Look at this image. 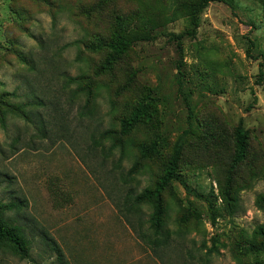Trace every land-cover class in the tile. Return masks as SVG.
I'll return each instance as SVG.
<instances>
[{"label": "rangeland", "instance_id": "rangeland-1", "mask_svg": "<svg viewBox=\"0 0 264 264\" xmlns=\"http://www.w3.org/2000/svg\"><path fill=\"white\" fill-rule=\"evenodd\" d=\"M260 71L264 0H0V202H24L8 216L31 239L0 264H58L53 245L62 264H264L241 247L264 224ZM174 148L153 249L152 207L127 197Z\"/></svg>", "mask_w": 264, "mask_h": 264}, {"label": "trees", "instance_id": "trees-1", "mask_svg": "<svg viewBox=\"0 0 264 264\" xmlns=\"http://www.w3.org/2000/svg\"><path fill=\"white\" fill-rule=\"evenodd\" d=\"M202 6L209 1L215 0H201ZM133 37L130 33H126L122 30L113 40L110 45L117 54L122 53L127 45L131 43ZM252 42H249L248 50L251 48ZM262 75L264 72H259ZM263 85H264V79ZM125 131L129 130V123H123ZM247 146V131L241 127L235 130V149L234 160L239 161L244 156ZM180 150L174 148L172 161L170 162L166 172L160 177L152 190L144 189L139 194L131 196L129 193L127 202L133 198V201L128 202V208L131 209L133 205L148 203L152 207V212L148 222L150 223L151 233L139 229L138 235L153 249L165 246L168 243L170 237V231L164 227L163 217L165 210L160 204V194L174 178L177 162L179 160ZM23 201H10L0 202V250H7L11 254L18 256L21 259L28 258L31 249V239L27 236L25 227L22 224L16 223V221L8 216L10 212H17L24 206ZM243 253H253L258 250L264 249V224H259L253 230L252 234L246 238L244 246H241ZM51 248L57 253V262L62 264L61 252L53 245ZM250 264V263H245Z\"/></svg>", "mask_w": 264, "mask_h": 264}]
</instances>
